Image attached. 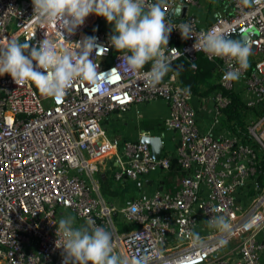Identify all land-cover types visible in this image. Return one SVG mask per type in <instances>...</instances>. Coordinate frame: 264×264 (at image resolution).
<instances>
[{"label": "built area", "instance_id": "1", "mask_svg": "<svg viewBox=\"0 0 264 264\" xmlns=\"http://www.w3.org/2000/svg\"><path fill=\"white\" fill-rule=\"evenodd\" d=\"M225 1L228 11L208 25H200L187 13L169 19L190 23L194 37L213 28L231 34L240 30L233 38L247 33L252 51L238 81L223 80L228 63L196 52L194 39L182 40L174 30L168 43L190 66L198 55L213 64L219 84L210 97L214 119L224 122V109L233 96L242 102L243 124L224 122L217 128L220 134L212 127L215 121L207 130L199 128L194 93L190 89L191 94H185L182 90L187 87L172 72L154 88L124 73L118 65L122 54L108 44L112 29L99 27L100 17L94 15L65 41L95 36L107 49L96 56L102 74L95 85L77 81L62 99L53 100L30 82L17 85L7 74L0 76V264H62L54 224L65 212L108 228L114 251L124 257L149 254L152 264L186 260L191 264H264V227H243L251 217H264V0H256L251 7L240 0ZM177 4V0H164L166 14ZM179 4L186 5L187 12L197 0ZM31 15V0L26 5L20 0H0V44L13 35L31 40L34 32L31 44L42 41L45 30L37 29ZM47 34L64 43L55 29L48 28ZM166 54L173 64L178 60V53ZM149 68L145 66L144 71ZM157 99L168 104L165 129L177 135L173 155L162 151L155 159L147 143L107 136L103 121L111 112ZM108 156L116 158L113 177L118 181L166 170L170 158L176 160L183 177L172 193L156 187L116 208L102 198L96 180L88 179ZM220 214L233 225L226 237L204 223ZM117 216L123 230L118 229ZM193 232L204 238L203 249L192 247ZM221 239L227 243L221 244Z\"/></svg>", "mask_w": 264, "mask_h": 264}, {"label": "clouds", "instance_id": "2", "mask_svg": "<svg viewBox=\"0 0 264 264\" xmlns=\"http://www.w3.org/2000/svg\"><path fill=\"white\" fill-rule=\"evenodd\" d=\"M256 0H240L245 7H251ZM32 23L43 29L44 39L37 44L17 36L6 39L0 44V76L7 74L17 85L32 83L41 95L53 100L62 99L67 90L77 81L95 85L99 72L96 56L103 48L95 36H85L77 42H66L80 28L87 17L94 15L103 18L112 26L108 38L109 46L117 53L123 72L142 79L147 86L156 87L173 69L172 60L166 53L181 52L169 49V37L175 30L182 40L194 39L192 48L204 53L209 59L220 58L228 63V71L223 75L227 82L238 81L249 66L251 47L249 37L232 38L225 29L213 28L193 36L190 23H173L164 11V0H31ZM178 16V14H177ZM53 28L64 41L58 43L47 34ZM23 41V42H22ZM95 56L93 57V53ZM234 62V63H233ZM150 65L147 71L145 66ZM195 69L196 63H191ZM190 95V87L182 90ZM209 229L222 237L230 235L233 225L227 216L213 215L204 222ZM56 226L57 249L62 250V264H152L149 254L124 257L117 254L113 247V234L92 220L77 225L75 217L63 216ZM246 229L264 227V217H251L244 225ZM141 234H137L140 238ZM226 244V239L220 240ZM192 247L203 249L205 240L198 232L192 234ZM182 264H191L190 260Z\"/></svg>", "mask_w": 264, "mask_h": 264}, {"label": "crops", "instance_id": "3", "mask_svg": "<svg viewBox=\"0 0 264 264\" xmlns=\"http://www.w3.org/2000/svg\"><path fill=\"white\" fill-rule=\"evenodd\" d=\"M20 1L22 4L28 2V0ZM227 11L228 5L225 0H197V4L189 8L186 13L195 16L199 24L204 26L210 24L216 15L225 14ZM98 26L103 29H112V26L107 24L103 18H100ZM213 74H215L214 70ZM177 79L187 83V85L191 82L190 79L184 81L181 75H178ZM207 84V79L198 84V92L194 93L192 100L197 109V124L202 130L209 129L212 122L208 118L211 113L210 97L215 88L207 93L205 92ZM167 110L168 104L163 99L145 104H133L125 111L111 112L103 121V126L109 138H117L120 141H141L142 136L146 134L160 136L164 144L162 151L173 155L177 135L174 132L167 131L164 127ZM116 168V158L108 156L98 170L88 177L89 181L91 179L96 180L102 198L116 208H123L129 199L140 194L148 195L156 187H159L157 173L144 175L137 180L122 179L118 181L113 177ZM63 215L68 216V212L63 213ZM76 223L80 225L84 222L76 219ZM116 223L119 230L125 228L120 216L116 217Z\"/></svg>", "mask_w": 264, "mask_h": 264}, {"label": "trees", "instance_id": "4", "mask_svg": "<svg viewBox=\"0 0 264 264\" xmlns=\"http://www.w3.org/2000/svg\"><path fill=\"white\" fill-rule=\"evenodd\" d=\"M196 65L197 67L193 69L190 66V63L184 57L179 58L174 62V64H172L173 69L178 68L179 75L182 76L184 81L185 79H190L191 81L189 85H187V83L180 80V84L185 87H190L193 93H197L198 84L207 79L208 84L205 92L208 93L211 92L214 88H219V84L210 83L211 78L216 75L215 71V74H213V64L206 58H203L201 55H198ZM224 113V122L234 121L238 125L243 124L242 118L245 113V109L243 108V104L237 96H233L231 104L226 109H224ZM157 174L159 179L158 186H161L164 191L170 193L174 192L175 188L179 185L183 177V172L180 170L179 165L174 158H170V167L168 169L162 170Z\"/></svg>", "mask_w": 264, "mask_h": 264}, {"label": "water", "instance_id": "5", "mask_svg": "<svg viewBox=\"0 0 264 264\" xmlns=\"http://www.w3.org/2000/svg\"><path fill=\"white\" fill-rule=\"evenodd\" d=\"M177 1H178V4L176 5V7L173 10H170L168 13L169 18H172V19L178 18L179 15L184 16L186 13V5L179 4V2H182L183 0H177ZM239 32L240 30L237 31L236 33H232L231 34L232 38L235 37ZM255 36H256V33L254 34V37ZM239 37H247V33L241 32L237 38ZM141 142L147 143L150 146L151 155L153 158L156 159L161 156L164 144L160 136L143 135L141 138ZM137 157L139 158L140 155H137ZM159 189H162L161 186H159Z\"/></svg>", "mask_w": 264, "mask_h": 264}, {"label": "rangeland", "instance_id": "6", "mask_svg": "<svg viewBox=\"0 0 264 264\" xmlns=\"http://www.w3.org/2000/svg\"><path fill=\"white\" fill-rule=\"evenodd\" d=\"M217 77V78H216ZM210 83L211 84H218V76L214 75L211 80H210ZM214 113L213 111L211 110V113H210V116H209V120H211L212 122L215 121V125L212 124V127L215 128L214 129V132L215 134H220V130H218L217 128H219V126L221 127L222 125H224V122H223V119L222 118H219V119H214ZM244 118V116H243Z\"/></svg>", "mask_w": 264, "mask_h": 264}]
</instances>
